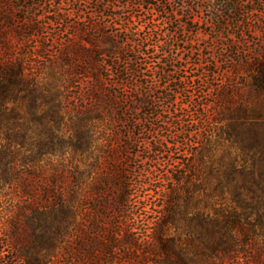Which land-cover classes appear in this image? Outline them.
<instances>
[{
	"label": "rangeland",
	"instance_id": "374dc122",
	"mask_svg": "<svg viewBox=\"0 0 264 264\" xmlns=\"http://www.w3.org/2000/svg\"><path fill=\"white\" fill-rule=\"evenodd\" d=\"M7 69L15 123L0 150L39 161L18 169L34 200L2 192L1 223L47 188L75 191L72 249L49 264H83L85 251L92 264H147L168 198L194 185L250 204L245 184L264 179V0H0V79ZM51 143L85 147L41 157ZM236 256L224 264H249Z\"/></svg>",
	"mask_w": 264,
	"mask_h": 264
},
{
	"label": "trees",
	"instance_id": "16d2710c",
	"mask_svg": "<svg viewBox=\"0 0 264 264\" xmlns=\"http://www.w3.org/2000/svg\"><path fill=\"white\" fill-rule=\"evenodd\" d=\"M221 8L229 15H233L235 10L229 2ZM132 41L136 43L135 40ZM138 72L137 69L134 70L135 74ZM121 73L126 74V71ZM21 79L17 82L19 87L23 84ZM13 83L11 70L7 69L0 79V133H5L7 139H10L9 133L13 132L15 123V117L7 108ZM60 121L61 117L56 121L51 120L53 125L49 129L55 128ZM85 141L86 146L90 145V136ZM84 147L80 143H74L63 148L51 143L40 148L38 153L41 157L64 154L67 151L74 154L83 152ZM38 161L29 163L26 160L18 165L7 160L5 153L0 150V194L9 189L20 199L34 200L35 190L19 175L18 169L19 166L29 167V164L34 166ZM176 182L181 183V180L177 178ZM245 186L251 193L250 204L237 198V202L232 201L234 206H221L219 202L226 200L223 194H216L215 190L210 193L201 190V195H195L197 187L194 185H190L191 190L187 188L184 195L174 194L168 198L150 233L155 245L153 255L156 260L148 258L146 263L200 264L198 258H202L206 261L205 264H224L226 258L235 259L236 255L243 254L249 264H264V179L253 178ZM124 189L125 186L118 187L119 192ZM120 196L128 197L122 192ZM74 198V190L65 197L47 188L43 199L33 202L36 207L22 208L11 226L0 221V260L5 257L2 250L7 249L6 252L11 253L12 257L4 264H49L57 258L63 243V252L65 249H72L76 227L72 217ZM116 206H120V201H117ZM1 212L0 206V214ZM11 218V215L7 216L8 220ZM241 237L247 238V242H243ZM129 241L126 239L127 243ZM107 245L111 251L117 246L114 236H111ZM248 246L250 252H247ZM94 255L93 251L80 253L81 263L92 264Z\"/></svg>",
	"mask_w": 264,
	"mask_h": 264
}]
</instances>
